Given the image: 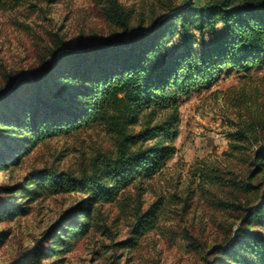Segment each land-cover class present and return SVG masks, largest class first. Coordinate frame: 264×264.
Returning <instances> with one entry per match:
<instances>
[{"label":"trees","instance_id":"obj_1","mask_svg":"<svg viewBox=\"0 0 264 264\" xmlns=\"http://www.w3.org/2000/svg\"><path fill=\"white\" fill-rule=\"evenodd\" d=\"M91 1L114 29L109 42L71 47L56 39L45 65L7 76L0 88V171L19 166L44 139L96 125L112 137L114 153L78 173L46 167L19 183L0 185V220L25 215L27 205L44 193L81 195L62 213V223L33 240L15 264H40L47 252L62 255L72 241L103 224L104 204L114 203L134 184L138 204L132 234L138 240L159 209L155 202L142 212V184L177 153L173 141L181 99L212 87L224 73L249 74L264 66V0H159L161 11L153 12L146 25L141 16L136 26L133 10L118 0ZM257 98L242 94L234 103L236 121L228 134L231 152L247 154L242 160L246 175L232 180L224 176L231 172L216 167L197 172L203 181L257 196L252 203L217 204L238 212L239 226L212 248L207 264H264V102ZM257 176L261 179L254 186ZM5 238L0 232V245ZM48 239L53 246L43 245Z\"/></svg>","mask_w":264,"mask_h":264},{"label":"rangeland","instance_id":"obj_2","mask_svg":"<svg viewBox=\"0 0 264 264\" xmlns=\"http://www.w3.org/2000/svg\"><path fill=\"white\" fill-rule=\"evenodd\" d=\"M118 1L133 10L132 26L137 25L141 16L148 24L153 12L161 11L159 0ZM183 1L170 0L173 4ZM113 30L91 0H7L0 5V88L7 76L16 77L45 65L56 39L71 47L99 44L109 42ZM177 42L178 36L170 47ZM242 94H256L259 102H264V66L253 68L249 74L224 73L212 87L201 88L181 99L173 141L177 153L151 181L142 184V212L155 202L159 209L155 223L138 240L132 234L138 204L134 184L114 203L103 205L102 225L72 241L62 255L47 252L40 264L210 262L214 257L212 248L227 241L239 226V213L217 204L220 200L252 203L257 198L256 194L244 193L228 184L203 181L197 173L216 167L224 173L231 172L224 176L232 180L241 172L243 177L246 175L242 160L247 154L232 153L228 139L236 121L234 103ZM114 149L112 137L98 125L47 138L23 156L19 166L0 171V185L19 183L31 171L46 167L78 173L88 169L94 159L111 157ZM260 179L257 176L251 183L255 186ZM18 196L14 194V200L23 202ZM80 196L44 193L27 205L29 211L25 215L0 220V232L6 233L0 245V264H15L33 240L54 223H62V213ZM252 222L254 229L258 221ZM50 242L48 239L43 245L53 246Z\"/></svg>","mask_w":264,"mask_h":264}]
</instances>
